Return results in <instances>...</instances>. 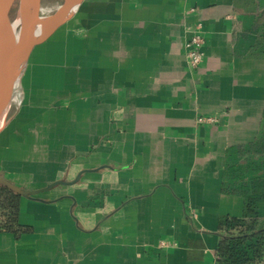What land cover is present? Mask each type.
I'll use <instances>...</instances> for the list:
<instances>
[{"label": "crops", "instance_id": "obj_1", "mask_svg": "<svg viewBox=\"0 0 264 264\" xmlns=\"http://www.w3.org/2000/svg\"><path fill=\"white\" fill-rule=\"evenodd\" d=\"M0 172L81 175L21 199L0 264H215L228 220L264 219V0H85L29 59Z\"/></svg>", "mask_w": 264, "mask_h": 264}, {"label": "water", "instance_id": "obj_2", "mask_svg": "<svg viewBox=\"0 0 264 264\" xmlns=\"http://www.w3.org/2000/svg\"><path fill=\"white\" fill-rule=\"evenodd\" d=\"M85 0H62L49 15L43 16V0H0V134L5 130L20 91L21 79L32 53L50 40L79 11ZM17 4V12L11 13ZM74 181H57L39 190L22 189L0 172V184L22 198L34 197Z\"/></svg>", "mask_w": 264, "mask_h": 264}, {"label": "trees", "instance_id": "obj_3", "mask_svg": "<svg viewBox=\"0 0 264 264\" xmlns=\"http://www.w3.org/2000/svg\"><path fill=\"white\" fill-rule=\"evenodd\" d=\"M21 199L0 184V234L19 238L31 231L19 222ZM215 264H264V219L254 215L228 220L217 247Z\"/></svg>", "mask_w": 264, "mask_h": 264}, {"label": "built area", "instance_id": "obj_4", "mask_svg": "<svg viewBox=\"0 0 264 264\" xmlns=\"http://www.w3.org/2000/svg\"><path fill=\"white\" fill-rule=\"evenodd\" d=\"M204 39L200 33H194V35L185 44L186 57L192 68H197L204 57ZM215 120L213 118L199 119L200 123H213Z\"/></svg>", "mask_w": 264, "mask_h": 264}, {"label": "rangeland", "instance_id": "obj_5", "mask_svg": "<svg viewBox=\"0 0 264 264\" xmlns=\"http://www.w3.org/2000/svg\"><path fill=\"white\" fill-rule=\"evenodd\" d=\"M62 0H43V5H42V14L43 16H47L51 14L60 4ZM17 12V4L14 6L11 17L12 19L15 17ZM16 105V103H15ZM15 111V106L13 108L12 113Z\"/></svg>", "mask_w": 264, "mask_h": 264}]
</instances>
